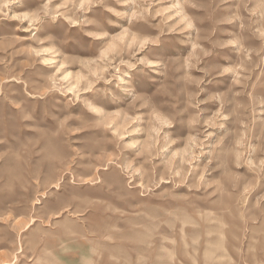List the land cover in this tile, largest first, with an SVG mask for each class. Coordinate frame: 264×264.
Returning <instances> with one entry per match:
<instances>
[{
	"label": "rangeland",
	"instance_id": "rangeland-1",
	"mask_svg": "<svg viewBox=\"0 0 264 264\" xmlns=\"http://www.w3.org/2000/svg\"><path fill=\"white\" fill-rule=\"evenodd\" d=\"M0 264H264V0H0Z\"/></svg>",
	"mask_w": 264,
	"mask_h": 264
}]
</instances>
